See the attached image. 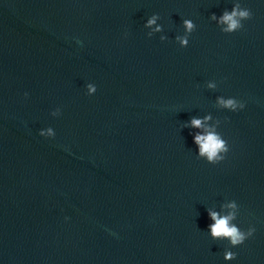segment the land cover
<instances>
[{
	"label": "clouds",
	"instance_id": "obj_1",
	"mask_svg": "<svg viewBox=\"0 0 264 264\" xmlns=\"http://www.w3.org/2000/svg\"><path fill=\"white\" fill-rule=\"evenodd\" d=\"M251 18V10L242 8L239 2L234 4L230 12L225 10L222 16L219 18H217L215 14H213L211 17V19L217 20L218 24L225 26L221 28V31L226 34H231L241 30L244 27L242 22ZM159 19L160 17L158 14H153L147 19L144 27L151 29V31L147 33L149 38H151L154 33L161 32L163 30L162 26L157 24V20ZM183 27L185 30V35H178L176 40L179 42L181 47H187L189 44V36L195 31L196 25L190 19H183ZM166 39V36L160 37L161 41H165ZM77 43L80 44L81 47L83 46L82 41L77 40ZM208 87L214 89L216 88V84L209 83ZM86 90V94L90 96L95 94L97 88L93 83H88L86 85ZM217 104L221 108H225L233 112L242 110L245 107L244 102L231 97H218ZM51 115L53 117L59 116L60 109L57 108L51 113ZM209 120H211V116H206L203 119L193 118L190 121L189 126L196 129H203L202 133H197L194 136V143L198 147V156L206 160L209 164L215 165L225 158V154L229 151V145L222 135L215 130L214 126H207V121ZM39 135L46 138H54L55 132L51 127H49L47 129L41 130ZM224 207L232 209L233 211L228 212L226 215H221L220 213L211 210L209 211L208 215L214 222L209 225L210 233L213 239H227L231 247H237L242 245L246 239L254 234L255 228L249 227L246 231H244L241 230L236 224L232 223V221L237 218L238 210V205L234 200L229 202L227 205H224ZM236 258L237 253L231 250H225V260L231 261L235 260Z\"/></svg>",
	"mask_w": 264,
	"mask_h": 264
}]
</instances>
